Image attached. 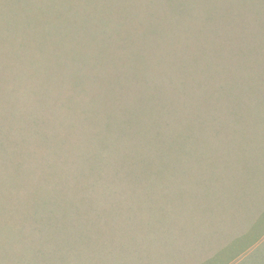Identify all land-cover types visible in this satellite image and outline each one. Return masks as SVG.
Instances as JSON below:
<instances>
[{
  "label": "rangeland",
  "instance_id": "obj_1",
  "mask_svg": "<svg viewBox=\"0 0 264 264\" xmlns=\"http://www.w3.org/2000/svg\"><path fill=\"white\" fill-rule=\"evenodd\" d=\"M0 264H264V0H0Z\"/></svg>",
  "mask_w": 264,
  "mask_h": 264
}]
</instances>
